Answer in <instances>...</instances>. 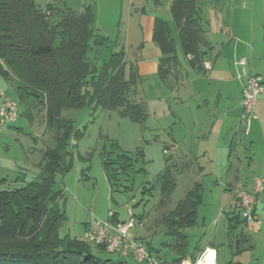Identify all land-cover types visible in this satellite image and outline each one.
<instances>
[{
  "label": "rangeland",
  "instance_id": "1",
  "mask_svg": "<svg viewBox=\"0 0 264 264\" xmlns=\"http://www.w3.org/2000/svg\"><path fill=\"white\" fill-rule=\"evenodd\" d=\"M133 1V9L128 11L126 0H33L40 10H45L47 5L58 9L66 7L76 13L86 8L90 10L97 35L105 39V44L96 47L95 54H90V60L101 65L109 61L112 53L123 49L125 72L128 73L129 68L136 70L139 81L132 90L143 102L147 115L139 124L111 111L92 113L84 108L61 113V118L72 122L73 131L78 136L70 140L68 147L71 168L65 175H57L53 186L56 192L62 193L66 215L60 235L67 234L82 241L83 227L91 220H106L111 211L123 223L128 222L132 214L136 224L130 231L131 235L149 250L152 257L171 264L177 255L172 252V242L165 235L159 220L198 183L202 191L196 225L183 230L187 236L188 253L201 251L195 255L200 260L205 247H210L217 252V264L247 263L248 260L251 264H264V198L260 199L258 195L252 205L257 235L248 232L243 225L236 226L233 232L228 231V219L239 216L242 220V211L235 201L236 192L241 190H226L218 182L232 169V161L223 157L212 166L206 163L207 158L193 154L183 156L175 145H179L177 139L173 144V122L180 120L183 123L195 113L177 101L182 88L172 90L170 86L174 83L170 78L160 81L155 69L151 70L152 65L159 63L161 54L151 41L145 42L138 18L143 10L146 16L153 13V0ZM196 7L198 18L207 20H213L215 16L213 11L206 13L205 9L217 8L227 21H233L231 26L234 31L240 21L251 18L254 25L261 23L264 26V0H202L197 2ZM160 15L162 20H169ZM53 20L54 17H50V22ZM260 32L262 41L264 27ZM250 43L248 40V46ZM180 62L183 60L180 59ZM13 87L0 77V93L18 104L15 124L4 127L0 132V181L4 180L0 189L4 190L19 189L32 181L37 175L43 151L53 144L50 132L45 129L43 109L30 108L35 104L31 100L21 103ZM2 101L0 97V106ZM200 116L203 117V113ZM180 124L176 125L174 136H181L176 130ZM166 149L168 153L163 154ZM119 156L130 160V168L123 173L111 170L109 179L104 162L115 169L119 167L114 164ZM198 167L204 169L199 171ZM165 168L170 169L175 179V189L168 208L159 209L156 180ZM241 233L247 244H240V247L249 250L250 246L257 245L255 253L249 257L235 256ZM91 248L92 254L102 261L110 259L143 264L131 257L122 259L107 251H98L93 246Z\"/></svg>",
  "mask_w": 264,
  "mask_h": 264
},
{
  "label": "trees",
  "instance_id": "2",
  "mask_svg": "<svg viewBox=\"0 0 264 264\" xmlns=\"http://www.w3.org/2000/svg\"><path fill=\"white\" fill-rule=\"evenodd\" d=\"M196 6V0H172L170 4L177 45L168 24L158 19L154 22L151 40L161 54L157 67L160 81L176 75L177 47L190 68L201 69L209 45ZM52 16L54 20L50 22ZM93 25L88 8L81 13L51 5L40 10L33 0H0V77L15 82L14 91L21 103L31 100L35 104L30 108L43 109L45 129L53 140L52 147L43 151L32 181L19 189H0V264H127L121 260L102 261L83 240L60 235L66 215L62 193L53 188L56 176L65 175L71 168L68 147L70 140L78 136L72 122L61 118L63 111H111L139 124L147 116L144 104L136 100L132 90L139 81L137 72L134 68L125 72L123 49L112 53L109 61L101 65L90 60L94 49L105 44ZM129 161L126 156H119L114 162L119 167L115 169L105 161L109 179L111 170L127 171ZM156 184L157 207L168 208L175 189L169 168L161 172ZM201 191V185L195 183L159 220L172 242L177 264L186 257L187 237L183 230L196 225ZM242 224L244 221L234 216L228 219V231L233 232ZM246 241L241 233L236 255L245 252L240 244ZM95 249L105 251L102 246ZM196 260L192 257V264Z\"/></svg>",
  "mask_w": 264,
  "mask_h": 264
},
{
  "label": "crops",
  "instance_id": "3",
  "mask_svg": "<svg viewBox=\"0 0 264 264\" xmlns=\"http://www.w3.org/2000/svg\"><path fill=\"white\" fill-rule=\"evenodd\" d=\"M198 1L202 0H196V4ZM171 2L172 0H153L152 14L146 16L145 11H142L143 14L138 20L141 31L144 30L145 42L148 40L152 43L153 25L158 19L168 24L171 36L177 45L176 31L169 14ZM133 3V0H126L128 11L133 9ZM210 8L205 9V12L213 11L215 16L213 20L211 17V20L198 18L204 32V39L209 45L207 51L204 49L206 54L202 60L201 69L197 71L190 68L187 59L182 56L178 47L176 49L179 65L175 69L176 75L170 77L174 83L171 84L170 88L177 91L179 88L183 89L177 101L183 104L185 109L194 111L192 113H195L196 116H190L183 123L180 120L177 123L173 122L171 135L173 144H175L174 140H178L179 145H175L183 156L193 154L207 158L206 163L212 166L217 164L219 158L226 157L227 161L231 160L232 169H229L227 174L218 180L219 184L225 186L226 190L235 188L251 193L254 181L258 178L264 180V92L257 96L256 119L250 122L249 132L245 135L244 128L239 123L242 112L241 91L245 84V78L237 80L236 76L240 68L236 63L242 58L246 59V68L249 73L259 76L264 84V36L261 41L262 33L260 32L264 26L261 23L254 25L250 16L249 21H240L234 31L231 26L234 24L232 20L227 21L217 8ZM160 14L169 20H162L159 18ZM248 40L251 42V47L248 46ZM180 59L183 62H180ZM157 67L158 64L152 65L151 70L155 69L157 72ZM4 82L11 87L15 86L14 81ZM176 94L178 95L177 92ZM0 95L2 94L0 93ZM136 100L141 101L137 95ZM200 113H203V117L200 116ZM178 123L182 124H180L179 129H176L180 132V137L174 136L175 127ZM39 164L37 165V173ZM203 169V167H198L199 171ZM258 197L264 198V190ZM235 199L237 201L236 195ZM115 220L118 221L116 217ZM86 225L87 223L83 227V232ZM242 225L248 232L257 235L258 227L256 225ZM245 244L247 241L243 245ZM256 248L257 245L250 246L249 250H245L246 252L242 254L236 255L235 252V256L248 255L249 257L255 253ZM208 249L213 251L214 264H217V252L213 248L205 247V251ZM200 253L201 251H196L189 254L186 249V257L179 264H192V257L197 259L194 263L197 264L201 259L199 260V257L195 255ZM156 259L161 261L159 258ZM175 260L171 264H177ZM255 261L257 262V260ZM160 264L168 263L162 261ZM232 264H251V262L249 260L247 263L237 261Z\"/></svg>",
  "mask_w": 264,
  "mask_h": 264
},
{
  "label": "built area",
  "instance_id": "4",
  "mask_svg": "<svg viewBox=\"0 0 264 264\" xmlns=\"http://www.w3.org/2000/svg\"><path fill=\"white\" fill-rule=\"evenodd\" d=\"M240 68L237 74V80L245 78V84L241 91V115L240 125L244 128V134L247 135L250 128V122L256 119L255 105L257 96L264 92V84L259 76L251 75L247 70V61L242 58L237 63ZM3 98L0 106V132L4 127L15 124L18 118V104L0 95ZM168 151L163 150V154ZM264 186V180L258 178L254 181L253 191L246 193L243 191L236 192V198L239 208L242 211V219L246 226H257L254 217L252 205L256 197L261 193ZM136 220L132 214L128 222H119L115 220V215L111 211L107 214L106 220L93 219L87 223L83 232V241L90 246H102L110 254H115L119 258L125 259L131 257L137 263L143 264H160L158 259L152 257L149 250L135 237L130 231L134 228Z\"/></svg>",
  "mask_w": 264,
  "mask_h": 264
},
{
  "label": "bare ground",
  "instance_id": "5",
  "mask_svg": "<svg viewBox=\"0 0 264 264\" xmlns=\"http://www.w3.org/2000/svg\"><path fill=\"white\" fill-rule=\"evenodd\" d=\"M215 256L212 250L208 249L203 254L201 260L197 264H214Z\"/></svg>",
  "mask_w": 264,
  "mask_h": 264
}]
</instances>
